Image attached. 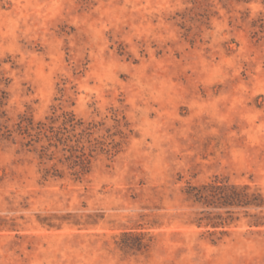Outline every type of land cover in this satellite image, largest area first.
Masks as SVG:
<instances>
[{"label":"rangeland","instance_id":"374dc122","mask_svg":"<svg viewBox=\"0 0 264 264\" xmlns=\"http://www.w3.org/2000/svg\"><path fill=\"white\" fill-rule=\"evenodd\" d=\"M1 91L0 264H264V0H0Z\"/></svg>","mask_w":264,"mask_h":264},{"label":"trees","instance_id":"16d2710c","mask_svg":"<svg viewBox=\"0 0 264 264\" xmlns=\"http://www.w3.org/2000/svg\"><path fill=\"white\" fill-rule=\"evenodd\" d=\"M5 96L6 93L1 91L0 107L4 105ZM185 193L194 203L204 208V210L200 212L202 216L193 221V223L198 227L204 226L212 229H224L233 220V212L231 209L234 207L244 209H258L264 207V197L259 191L251 190L247 185L240 187L231 185L225 178L214 177L210 182L201 185H192L187 183ZM209 207L223 210V213L219 212L216 215H212L210 212L205 210ZM244 212L245 216L248 215L247 211ZM223 214L225 216H223ZM253 216L254 220L251 221V224L256 226L264 225L263 216H256V214ZM41 223L43 224L44 222L41 221ZM48 226L50 228L54 227V225L51 224H48ZM209 234L213 235L211 232ZM220 234L224 236L226 235V231H221ZM127 235V233L124 234V236ZM122 244V246L130 249L135 247L137 251L146 247L142 238H139L136 243H132V245H129V243L125 240L122 241Z\"/></svg>","mask_w":264,"mask_h":264}]
</instances>
